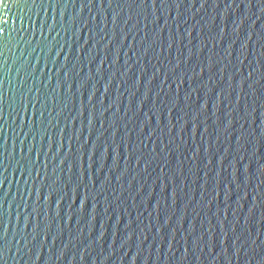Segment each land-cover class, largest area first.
<instances>
[{
  "label": "water",
  "instance_id": "1",
  "mask_svg": "<svg viewBox=\"0 0 264 264\" xmlns=\"http://www.w3.org/2000/svg\"><path fill=\"white\" fill-rule=\"evenodd\" d=\"M0 264H264V0H0Z\"/></svg>",
  "mask_w": 264,
  "mask_h": 264
},
{
  "label": "snow or ice",
  "instance_id": "2",
  "mask_svg": "<svg viewBox=\"0 0 264 264\" xmlns=\"http://www.w3.org/2000/svg\"><path fill=\"white\" fill-rule=\"evenodd\" d=\"M24 26H22L21 28L23 29Z\"/></svg>",
  "mask_w": 264,
  "mask_h": 264
}]
</instances>
